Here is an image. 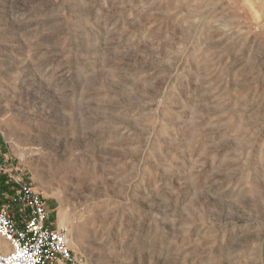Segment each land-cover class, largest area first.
Masks as SVG:
<instances>
[{
    "label": "rangeland",
    "instance_id": "374dc122",
    "mask_svg": "<svg viewBox=\"0 0 264 264\" xmlns=\"http://www.w3.org/2000/svg\"><path fill=\"white\" fill-rule=\"evenodd\" d=\"M0 164L85 264H264V0H0Z\"/></svg>",
    "mask_w": 264,
    "mask_h": 264
},
{
    "label": "built area",
    "instance_id": "2783aa9c",
    "mask_svg": "<svg viewBox=\"0 0 264 264\" xmlns=\"http://www.w3.org/2000/svg\"><path fill=\"white\" fill-rule=\"evenodd\" d=\"M9 170L0 164L1 173L10 172L7 185L14 189L11 199L0 206V237L6 243L5 251L0 247V264H85L86 259L71 248L69 228L51 223L47 199L16 166ZM2 193L0 187V197ZM14 204L25 212L23 225L12 215Z\"/></svg>",
    "mask_w": 264,
    "mask_h": 264
},
{
    "label": "crops",
    "instance_id": "0c3cea01",
    "mask_svg": "<svg viewBox=\"0 0 264 264\" xmlns=\"http://www.w3.org/2000/svg\"><path fill=\"white\" fill-rule=\"evenodd\" d=\"M7 179V175L4 173L0 175V187L2 189V197H0V206L9 201L14 194V189L13 187L7 186L4 182ZM12 215L14 216L15 220L20 224L23 225L25 222V212L21 209V207L17 205L12 206ZM51 223L53 224L52 220ZM55 227V226H54ZM0 245H5V240L0 237ZM6 246V245H5Z\"/></svg>",
    "mask_w": 264,
    "mask_h": 264
},
{
    "label": "bare ground",
    "instance_id": "6f19581e",
    "mask_svg": "<svg viewBox=\"0 0 264 264\" xmlns=\"http://www.w3.org/2000/svg\"><path fill=\"white\" fill-rule=\"evenodd\" d=\"M70 235H71V233H70ZM70 242H71V240H70ZM0 243H1V242H0ZM0 247H1L2 251H5V250H6V246H5V245H4V246L1 245Z\"/></svg>",
    "mask_w": 264,
    "mask_h": 264
}]
</instances>
